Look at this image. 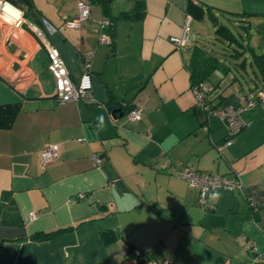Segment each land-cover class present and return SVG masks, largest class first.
<instances>
[{
  "label": "crops",
  "instance_id": "crops-1",
  "mask_svg": "<svg viewBox=\"0 0 264 264\" xmlns=\"http://www.w3.org/2000/svg\"><path fill=\"white\" fill-rule=\"evenodd\" d=\"M30 1L17 6L27 14L21 25L0 21V105L18 106L0 126V264H148L129 246L170 264H245L254 246L264 264V102L245 111L249 124L222 152L227 128L215 112L240 106L255 75L248 66L243 87L244 74L214 71L204 109L187 68L199 31L182 49L170 40L187 16L200 30L240 16L250 32L251 21L264 25V0H89L90 17L79 23L78 0ZM36 29L74 81L81 54L93 53L91 98L56 101ZM135 106L137 121L127 117ZM48 143L60 147L43 168ZM188 168L235 177L241 188L220 189L203 207L180 175ZM56 229L64 230L33 238Z\"/></svg>",
  "mask_w": 264,
  "mask_h": 264
},
{
  "label": "built area",
  "instance_id": "built-area-1",
  "mask_svg": "<svg viewBox=\"0 0 264 264\" xmlns=\"http://www.w3.org/2000/svg\"><path fill=\"white\" fill-rule=\"evenodd\" d=\"M7 4L12 9L15 10L13 18L10 20L2 17L3 6ZM76 16L74 17V22L79 23L85 21L90 17L91 6L89 0H78L76 2ZM0 20L4 23L12 25L13 27H18L25 21V16L23 11L18 7L12 5L7 0H0ZM191 18L187 16L182 32L180 35H174L170 38L176 49H182L186 47L190 41V24ZM42 23L49 33L55 32L56 28L46 19H42ZM108 20L99 21V26L103 27L108 24ZM38 36L42 38V43L46 50L48 58V69L53 75L55 82V92L54 96L58 103H64L67 101H77L80 99L91 98L92 90V76H91V62L93 53L91 51H85L81 54L82 60V72L78 80L74 81L71 76L67 64L62 57L59 49L52 44L47 38L43 36L41 30L36 29ZM98 41L101 43L110 44L112 41V36L110 34L100 33ZM193 93L195 95L196 101L201 104L204 109H209L205 103L208 84L206 81H201L197 85L192 87ZM240 106L233 107L232 105H227L221 109L215 110L224 120L227 128V138L217 144V149L223 151L224 148L232 143L233 137L239 133L245 126L249 124V119L244 116L245 111L250 109L256 102H264V91L259 90L256 96H252L246 99L244 95H239ZM128 119L139 120L141 118L140 107H133L128 111ZM59 143H48L45 144L40 150V157L42 161V166L45 168L49 163L55 160L59 151ZM97 161L99 159L95 158ZM181 177L185 178L187 182L195 189L198 190V200L201 206L208 207L210 200L217 197L218 191L220 189L236 190L241 188L240 182L235 177L219 175L215 173L208 172H198L192 168L186 169L182 172ZM83 196V194H79ZM37 215L35 210H30L28 212V218L33 219ZM250 258L245 262V264H258L260 253L256 247L252 246L250 250ZM135 254H140L138 250ZM148 264H170L168 259H163L160 261L150 259Z\"/></svg>",
  "mask_w": 264,
  "mask_h": 264
},
{
  "label": "trees",
  "instance_id": "trees-1",
  "mask_svg": "<svg viewBox=\"0 0 264 264\" xmlns=\"http://www.w3.org/2000/svg\"><path fill=\"white\" fill-rule=\"evenodd\" d=\"M14 6L26 4L29 6L30 0H7ZM190 9V5H189ZM201 16V14H200ZM225 19L232 25L240 22L239 26L244 30L237 34L231 30V27L223 22L215 20V29L213 40L211 41H195L192 47L191 57L187 68L190 72L192 86L197 85L201 81L210 78V75L218 70L223 73L232 72L235 78L237 72L246 71L249 66L255 77L252 78L254 84L249 87L250 92L244 94L246 99L256 96L259 90L264 91V52L256 53L248 44H245L244 37H248L250 32L248 25L244 24V19L240 16L226 15ZM222 42L224 46L220 49L212 48L211 43ZM248 52L250 55L248 56ZM249 57V60H248ZM208 92V91H207ZM18 106L15 104L0 105V126H9L12 122ZM66 229V228H64ZM64 229H56L46 232H37L33 234L36 240L47 239L53 234H56ZM105 240L115 239V235L111 232H104ZM133 246L128 247V253L133 255L139 261L148 262L151 258L146 252L139 251L140 254H135Z\"/></svg>",
  "mask_w": 264,
  "mask_h": 264
},
{
  "label": "rangeland",
  "instance_id": "rangeland-1",
  "mask_svg": "<svg viewBox=\"0 0 264 264\" xmlns=\"http://www.w3.org/2000/svg\"><path fill=\"white\" fill-rule=\"evenodd\" d=\"M2 21V20H0ZM204 27H202V30H200V28L198 26H196L195 24L191 26V31H190V37L191 35H193L195 33V29H197L199 31L198 37L197 39L202 40V41H211L213 40V36H214V27L211 25L210 21L206 20L204 23ZM229 25V24H227ZM231 30L234 33H238L240 32L242 29L239 28V25H232L231 26ZM202 31V33H201ZM243 33V31H242ZM245 40V44H248L250 46H253V48L255 49L256 53H260V52H264V25H259L256 24L254 21H251V29H250V34L248 37H244ZM212 48L217 47V49H220L222 46H224V44L222 42H215V45L211 43ZM248 72V73H247ZM247 72L243 73L244 77L246 79H241V82L243 84V87H246L247 84V79L250 73V69L247 67Z\"/></svg>",
  "mask_w": 264,
  "mask_h": 264
},
{
  "label": "bare ground",
  "instance_id": "bare-ground-1",
  "mask_svg": "<svg viewBox=\"0 0 264 264\" xmlns=\"http://www.w3.org/2000/svg\"><path fill=\"white\" fill-rule=\"evenodd\" d=\"M15 10L12 9L10 6H8L7 4H5L3 6V14H2V17H4L5 19H8L11 21V19L13 18L15 14ZM3 21V20H2Z\"/></svg>",
  "mask_w": 264,
  "mask_h": 264
},
{
  "label": "water",
  "instance_id": "water-1",
  "mask_svg": "<svg viewBox=\"0 0 264 264\" xmlns=\"http://www.w3.org/2000/svg\"><path fill=\"white\" fill-rule=\"evenodd\" d=\"M24 16L26 17L27 16V14H24ZM17 66V65H16Z\"/></svg>",
  "mask_w": 264,
  "mask_h": 264
},
{
  "label": "clouds",
  "instance_id": "clouds-1",
  "mask_svg": "<svg viewBox=\"0 0 264 264\" xmlns=\"http://www.w3.org/2000/svg\"><path fill=\"white\" fill-rule=\"evenodd\" d=\"M102 119V118H101Z\"/></svg>",
  "mask_w": 264,
  "mask_h": 264
}]
</instances>
